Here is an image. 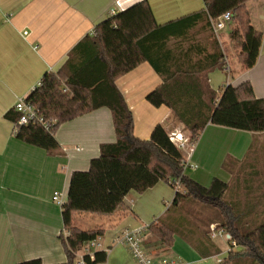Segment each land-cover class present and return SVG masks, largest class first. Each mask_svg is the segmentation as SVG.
Masks as SVG:
<instances>
[{"label": "trees", "instance_id": "1", "mask_svg": "<svg viewBox=\"0 0 264 264\" xmlns=\"http://www.w3.org/2000/svg\"><path fill=\"white\" fill-rule=\"evenodd\" d=\"M247 1L204 0L205 9L159 25L148 0H141L98 23L92 34L71 49L64 64L57 71L46 72L26 97L51 122L49 129L39 123L19 124V112H6L5 118L14 122L19 139L49 153L59 147L55 133L62 123L101 107L112 112L117 140L101 145L100 155L91 160L88 170L71 175L68 198L62 205L64 231L68 235L63 233L61 238L67 261L61 264H76L85 243L105 232L102 226L83 228L77 214L127 213L129 207L124 198L131 190L142 193L160 181L174 188L178 181L182 187L176 188L164 214L147 227L163 251L173 246L175 234L197 249L199 237L203 244H213L209 241L210 224L219 223L230 242L233 240L241 247L232 248L224 264H264V221L254 226V217H250L255 213L257 219L262 201H255V192L243 190L245 184L248 189L254 184L250 186L236 176L241 162L227 157L223 163L234 184L215 177L205 186L185 175L184 154L162 124L153 128L149 139L135 135L133 113L115 84L119 77L148 61L162 76L163 83L147 95V100L157 107L169 106L189 130L192 142H197L208 123L264 132V98L255 97L250 82L228 84L217 96L206 79L215 68H223L225 56L230 55V49L224 46L223 51L212 31V21L227 11L233 13L226 26L233 48L238 50L241 69L257 63L263 34L251 23ZM198 25L209 28L216 48L195 59L193 53L200 54V50L196 51L190 40L191 30ZM183 43L188 45L180 49L178 46ZM232 185L245 198L228 199ZM213 252L221 250L215 247ZM84 259L86 264L105 262L107 251L98 250ZM18 264L43 262L36 258Z\"/></svg>", "mask_w": 264, "mask_h": 264}, {"label": "crops", "instance_id": "2", "mask_svg": "<svg viewBox=\"0 0 264 264\" xmlns=\"http://www.w3.org/2000/svg\"><path fill=\"white\" fill-rule=\"evenodd\" d=\"M139 1L0 0V264H18L36 258L43 264L67 261L61 238L63 233L66 234L63 204H58L53 196L60 192L65 203L72 173L88 170L91 160L100 155L101 145L117 140L113 115L108 107L62 123L55 133L59 147L54 153L19 139L14 122L5 118L6 112L15 110L17 100L26 98L46 72L57 71L83 37L92 34L98 23L113 16L112 10L118 13ZM148 2L159 25L205 9L204 0ZM246 7L252 25L263 34L257 63L252 68L241 69L238 50L233 48L226 26L221 31L219 43L222 48L230 49V71L223 66L204 77L217 96L228 84L237 86L248 81L255 97L264 98V0H248ZM191 33L190 45L193 44L196 51L200 50V54L193 53L197 56L195 59L215 50L214 37L208 27L198 25ZM186 45L188 43L178 47L182 49ZM162 83V76L148 61L115 81L133 113L135 135L141 139H149L157 124H162L168 132L185 135L188 132L169 106L157 107L147 100V95ZM227 157L244 164L240 177L250 186L254 184L249 189L245 184V191L255 192L262 201L257 218L264 217V132L208 123L194 144L188 159L190 164L184 166V173L205 186L215 177L230 182L232 174L223 166ZM175 192L176 187L160 181L142 193L131 190L124 198L129 207L127 213L110 216L77 214L78 223L87 226L83 228L102 226L105 230L98 238L101 246L92 251L93 254L98 250L107 251V260L99 264H139L127 245L115 242L116 236L127 228L145 229L143 247L155 260L172 257L188 264H224L232 248L241 250L224 233L214 238L210 234L209 241L213 244H203L199 237L196 243L200 249L175 234L173 246L163 251L147 227L164 214ZM212 224L222 228L219 223L210 226ZM215 247L221 252L214 253ZM77 255H83V249Z\"/></svg>", "mask_w": 264, "mask_h": 264}, {"label": "built area", "instance_id": "3", "mask_svg": "<svg viewBox=\"0 0 264 264\" xmlns=\"http://www.w3.org/2000/svg\"><path fill=\"white\" fill-rule=\"evenodd\" d=\"M117 12L115 10L111 11V15H116ZM233 17V13L231 11H227L223 13L217 20L212 21V31L215 37L219 42H221V31L226 27V24ZM224 51V48H223ZM225 53V52H224ZM224 68L227 72L230 71V63L227 55L225 56ZM15 110L21 114L19 118V124H27L29 122L39 123L43 125L45 128L49 129L51 127V122L46 121L43 116H41L37 110L26 100L25 97L19 98L14 106ZM170 140L180 149L187 152V155L184 160L185 166H188L190 163L188 162L191 151L194 148V142L188 136H184L180 132L172 131L170 134ZM192 167H196L192 165ZM176 188H180V183L177 181L175 183ZM53 199L58 202V204H63L61 199V193L55 192ZM211 229V237L214 238L218 235H223L225 232L222 228H220L216 224H212L210 226ZM144 228H127L121 231V233L116 236L115 242L120 244H125L129 247L131 254L133 257L139 262V264H188L187 262L178 259V258H163L160 260H155L152 258L143 247V233ZM68 232L66 231V234ZM87 246L96 248L100 247L98 239L90 240L83 246L84 251L83 255L79 256L76 259V264H86L84 256L91 255L93 256V252L86 248Z\"/></svg>", "mask_w": 264, "mask_h": 264}, {"label": "rangeland", "instance_id": "4", "mask_svg": "<svg viewBox=\"0 0 264 264\" xmlns=\"http://www.w3.org/2000/svg\"><path fill=\"white\" fill-rule=\"evenodd\" d=\"M225 38H227V36H225ZM225 38H224V41H227V40H225ZM227 43H229V41L227 42ZM171 132L172 131H170L169 132V136H170V134H171ZM183 134V133H182ZM184 136H188L189 138H190V132H189V130H188V132H187V134L185 135V134H183ZM182 152H183V154H184V157H186V155H185V152L186 151H184V150H182ZM236 159V158H235ZM243 166V165H242ZM242 166H241V169L243 170V168H242ZM241 169L238 171V169H237V171H236V173H237V177L238 176H240L241 175ZM236 179V178H235ZM234 182H235V180L233 179V178H231V183L230 184H234ZM242 188H243V186H242ZM242 188H241V190H242ZM243 190L245 191V189L243 188ZM261 194V193H260ZM227 196H228V199H236V197H238V199H239V201H241L243 198H245V194L243 193L242 195L239 193V190H237V188L236 187H234L233 185L231 186V189L227 192ZM255 201L258 203L259 202V199L256 197L255 198ZM262 211V210H261ZM259 213V212H258ZM254 214L255 213H253L250 217L252 218V217H256V216H254ZM99 218V217H98ZM252 219V221H253V225L254 226H256V225H259L260 223H262L263 221H264V218H262V217H258L257 219L255 218V219ZM252 221H250L249 223L250 224H252ZM81 225H83L84 223L83 222H81L80 223ZM83 227H87V226H83ZM100 239V238H99ZM86 248H88V250L90 249V251H93V250H95V249H99V247H96V248H92V247H89V246H87ZM83 249V251H84V248H82Z\"/></svg>", "mask_w": 264, "mask_h": 264}]
</instances>
